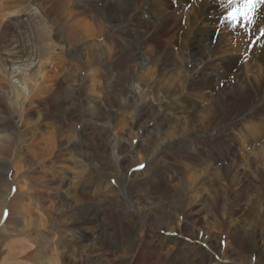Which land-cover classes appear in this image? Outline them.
Masks as SVG:
<instances>
[{"label": "rangeland", "instance_id": "374dc122", "mask_svg": "<svg viewBox=\"0 0 264 264\" xmlns=\"http://www.w3.org/2000/svg\"><path fill=\"white\" fill-rule=\"evenodd\" d=\"M119 1L131 8L129 18L139 15L148 29L144 38V28L121 15L122 8L115 4ZM209 3L221 4H204ZM226 15L217 32L221 41L226 37L230 42L223 26ZM194 26L195 0H0V137L9 136L3 135L6 145L0 151V194L6 197L0 217V264H37L28 257L36 248L41 264H93L96 259L106 264H138L137 259L140 264H190L185 246L173 256V242L158 248L151 240L158 243L155 221L166 223L168 193L178 191L182 182L191 186L194 177L193 198L198 202L190 209L197 211L186 218L187 226H194L195 234L200 230L202 238V230L220 237L241 224L243 231H257V244L264 249V58L251 53L258 46L256 31L253 42L254 36L238 53L219 51L218 60L211 62L218 69L209 71L211 88L185 95L183 86L156 88L144 75L185 72ZM233 43L241 47L237 39ZM233 58L249 81L246 89L227 67ZM175 77L161 82L180 85L179 75ZM217 77L225 81L223 92L215 87ZM80 79L81 108L70 115L64 133L57 134L58 123L39 121L44 105L39 99L46 102L55 88L75 87ZM149 85L154 95H142ZM257 96L261 104L248 105ZM147 105L155 116L151 114L149 123L144 116L137 128L136 115ZM180 123L179 138L171 141L176 135L168 133L170 126ZM189 134L196 136L194 145L187 146L184 137ZM72 143L66 152L64 146ZM151 148L154 162L146 158ZM37 152L42 155L39 163ZM140 159L148 169L132 171L129 165ZM217 162L225 168L221 176L214 172ZM239 173L248 176V187L239 184ZM146 206L157 213L154 220L144 215ZM182 214L172 218L173 227L184 221ZM84 219L93 235L103 228L105 244L81 247L76 235ZM252 257L253 264L257 258L264 263V251ZM212 259L221 261V255L212 254Z\"/></svg>", "mask_w": 264, "mask_h": 264}, {"label": "bare ground", "instance_id": "6f19581e", "mask_svg": "<svg viewBox=\"0 0 264 264\" xmlns=\"http://www.w3.org/2000/svg\"><path fill=\"white\" fill-rule=\"evenodd\" d=\"M220 2H221V4L219 6H214V3H212V4L209 3L208 5H205L204 3H206V0H195V26H194L195 27V30L192 28L191 34L189 35L190 37H189V40H188L189 42L187 44V51L189 50L190 52H189V55H188V53L186 54L187 55L186 69H185V72L176 73V75H179V79L182 80V83L180 85L173 84V83L169 84V81L170 80L169 81L166 80L165 84H162L161 79H164V77H167V78H170V79H175L176 78L175 77L176 76L175 73H172V72L169 73L168 76H166L167 74H162L160 71H153V72H149L147 74H144V75L148 76V79L155 81L156 88H160L162 86V87H166V88H173V89L176 88V89H178L179 86H183L182 91H183V94H185V95L187 93H190V92L195 93V89H197V88H208V87L211 88L210 86H208V84L214 85V82H213V79H211V76L209 75V71L212 68H214L213 70L218 69L216 67H213L214 64L211 66V62L212 63H215V61L218 60L217 54H219V51L222 50L223 48H225L226 50H229V51H231L233 53L234 52L235 53H238L239 50L242 49L243 44L244 45H247V43H249V41L251 40V37L254 36L255 31H256V34L258 36V40H257V43L258 44H255V45H258V46L257 47H254V50L252 49L253 51H251V50L250 51H251V53L255 57L264 58V35H262L261 32H260V29H264V0H261V3H259V4L256 5V15H255V21H254V23L247 24L245 26V24L242 22L241 24H239V25L236 26V25H233V24L228 23L225 20L223 26L227 29V31H226L227 32V35L230 38H232L230 40V42H227L226 37H223V40L221 41V37H220L219 33L217 32V27H218L219 21L222 18V14L225 12L228 15V12L231 11V7L232 6L228 4V0H220ZM115 4L119 8H122L121 9V15L127 21H135L133 23V26L138 27V29L139 28H144V29H142V31L145 30V32L143 33V35L141 34L142 37L144 38V36L147 33L148 29L146 28V26L143 25L142 21H139V15H137V19H135L134 17H131L132 18L131 19V18H129L130 15L127 13V11H130L131 8L129 7V5L127 3L125 4L124 1H119V2H117ZM191 37H193V38L190 39ZM255 37L256 36L253 37L252 42L255 39ZM235 38L241 44V47L238 46V45H234L233 42L234 41L236 42V39ZM188 45H189V47H188ZM226 46H228V48ZM258 50L260 51V54H259V56H256L255 53H257ZM246 51H247L246 50V47L243 48V52L245 53ZM192 52H193V54H192ZM250 56H252V55L250 54L249 57ZM235 60H236L235 58L230 59L228 61V63H227V67L230 70H233L234 74L232 76H233L234 80H236L237 83L240 82V84L243 86V88L246 89V88H248V82L249 81L247 80V78L243 74V72H241L240 68H237V66L235 65V63H236ZM252 64L253 63L251 62L250 65H252ZM196 65H198V68L195 69V73H194L193 68H195ZM237 70H238V72H236ZM247 70H249V69H247ZM157 72H159V73H157ZM218 72H220V71L218 70ZM217 75L218 76H221L220 74H217ZM90 77L92 78V81L97 80L96 73L91 74ZM40 78H44V76H41ZM101 78H103V77H101ZM217 78L219 79V81L216 83V84H218V87L216 85H215V87H216V89H218L221 92H223L224 90H222L223 88H221V86L223 85V82L225 83V81L221 77H217ZM82 86H83V79L82 80L80 79L78 81L77 86H75V87H71V86L66 87L65 85H62L60 87L55 88L54 91H52L53 92L52 96L51 95L48 96L49 99L47 98V101L46 102L45 101H42L43 98L42 99H39V101L40 102H43V104H44L43 107L39 108V112H40V114H39V119L40 120L39 121L41 123L47 121L50 125H53V126H55V124L58 123L59 125H58V128H57V131H58L57 134L58 133L59 134L64 133L65 125H67V124H69L71 122L70 115L75 111V109L81 108V105H80L81 104V99H82L81 96H82V93H83L82 92L83 91V87ZM229 86H231V89L233 88V90L236 88V85L232 84L231 79L229 81ZM40 87H41V85H39L37 87V93L38 94H41L43 92V89L40 88ZM154 89H155V87H154ZM152 90H153V88L150 87V85H149L148 87H146L145 91H144V89L142 90L144 92V93H142V95L147 96V97H151V96L154 95L153 94L154 91L152 92ZM49 92H51V91H49ZM259 97L260 96H257L254 99H252L251 102L248 105L255 107V106H257V104L258 105L261 104V101H260V98ZM45 99H46V97H45ZM166 106H168V105H166ZM161 107H163V106H161ZM163 110H165V108H163ZM251 111H252V109H251ZM243 112L244 111H242L240 113L237 112V113H239V115H240ZM152 113H153V110L152 109H149V106H148V108L145 107V106H143L142 109L139 111V113L136 115V118H135V124H136L137 128H139V127H141L143 125L142 123L144 122L143 121L144 116L147 117L146 118V122H148L147 120L149 118L151 119V114ZM165 113H167V111H165ZM152 115H154V114H152ZM245 117H246V115H245ZM246 119H247V117H246ZM149 121H151V120H149ZM227 121H229V120H227ZM207 122H208V120H207ZM211 122L212 121H210V123ZM239 123L241 124V122H239ZM131 126H133V125H131ZM170 127H172L173 130L170 131V132H168V133H172L173 135H176L171 140V141H174L175 139H178L179 138L178 137V131L180 130V128L182 126H181V123H180V124H177L175 126H170ZM214 127H215V125H214ZM187 128H188V126H187ZM190 128H191V126H190ZM209 128H210V126H209ZM192 129H193V127H192ZM182 130H183V128H182ZM209 133H211V132H209ZM4 134L5 133H3L2 134V137H0V151H2V149H5V145H6V139L3 137ZM5 135L9 139L8 134H5ZM184 135H186V134H184ZM189 135L190 136H187V137L182 136V137L186 138L185 139V145H187V146H190V143L193 144V142H195V136L196 135L195 134H193V135L192 134H189ZM258 135H257V137H258ZM10 136H11V134H10ZM255 136H256V134H255ZM56 138L53 137L54 142L57 141ZM61 138H63V137H61ZM58 139H59V137H58ZM60 141H62V140H60ZM203 142H205V141H203ZM56 143H58V142H56ZM262 144H260V145H262ZM73 146H74L73 143L72 144H66V146H64V148L66 149V152H67L69 150V148H71ZM53 150H54V148H53ZM147 151H149V153L146 154V155H148V156H146V158H150V161L151 162L152 161L154 162V160L156 159L154 148H151L149 150L147 149L146 152ZM37 154H39V156L37 157V161L39 163L40 162L39 159L41 158L42 155L40 153H38V152H37ZM50 154H52V153H50ZM59 156H61V155H59ZM260 156H261V159L264 160V152H262L260 154ZM142 160L143 159H140V161H135L134 164L129 165V166H131V169H134L136 166L141 165L143 163ZM219 164L221 165V161H219ZM222 166H218V162H217V165L215 167V171L214 172L217 173L218 175L222 174L224 172V170H225V168H223ZM144 169L147 170L148 169V166L146 165ZM6 175H7V172H6ZM237 176H238L239 184H241L243 186H246V187L249 186V184H250L251 181L248 179V176L247 175H245V174H242L241 175V173H239ZM218 178H219V176H218ZM216 184H219V183L217 182ZM179 186H180V189L178 191H171V192L168 193V195L166 197L167 200L170 199V201H168V204H166L167 205L166 206V209L164 210L165 216H166V219H167L166 220V223L164 224L161 218H159L157 221H155L156 222V227L157 228L159 227L158 230L161 231L162 229H164L165 231L163 230V234L162 233L160 234L158 232V230H156L157 231V234L155 235V237H156V240H158V243L157 242L155 243L154 240H151L152 244H154V245H156V247L160 248L161 245L165 244L166 242H170V243L173 242L174 243L173 252H172V255L173 256L175 255V252H177L180 249V246H185V248H186V255H187V258L189 259L188 262L190 264H205V263H208V260H209V264H224L222 261H225V260H226L227 264H253L251 262L253 260V257L252 256H255L256 255L257 257H259L260 254H263L264 249L261 247V244H257V239H256L257 231L255 229L243 231V230H241V228H242V225L241 224H240V226L235 225L234 227L229 228L228 230H226V232L223 231L220 234V237L213 236V235H211L209 233V231H205V230H202L201 229L203 231L202 232L203 233V237L201 238L200 237V234H199V231H200L199 229L201 228V226L198 228L199 231H196L197 233L195 234L194 231H193V227L194 226L191 229L186 224V221H187L186 218L189 219L188 217L190 215H192V216L194 215L195 216L196 211H197V210L194 211V210L190 209L192 207V205L195 206L196 203L198 202L196 199L193 198V196H195V177L193 179V182H192L191 186H189L186 182L179 183ZM1 190H2V188L0 187V191ZM1 195L2 194H0V217L2 216V213H3V210H4V206L6 204L5 203L6 197H5V200H3V199H1ZM2 198H4V197L2 196ZM192 198L194 200V203H192V201H191ZM63 199L64 198H62V201H63ZM206 200H208V199H206ZM202 201H203V199H202ZM206 203H207V201H206ZM66 204H67V202H66ZM66 204H65V206H66ZM149 207H150V204H149ZM145 208H147V206ZM163 209H164V207H163ZM157 212L159 213V210ZM182 212L185 215L182 214ZM75 213H77V212H75ZM179 213L182 214V216H184V221L181 224H178V226L173 227V225L171 224V220H172L173 217H177V216L180 217V214ZM144 215L147 216L148 218H151L152 220H154L155 217H156V215H157V213L156 212H153L152 209L147 208L146 209V213ZM79 217H80V215H79ZM95 220H96V218H95ZM180 220H179V222H180ZM8 222H9V219L7 220L6 224ZM87 223H88V221L84 219V221H83L84 227L80 228V231H78V234L76 235V239H79L80 242H82L81 243V247H83L84 245H87V244H89L91 246H93L96 243L105 244L101 240L104 237L103 236V231H102L103 228H101V226L98 225L99 227L97 228V232H96L97 234L94 233L95 235H93V233L90 232L87 229V227H85V225ZM164 225H165V227H163ZM207 225H209V224H207ZM212 227H213V225H212ZM164 233H166V234L173 233V235H175L176 237L175 238H170V237L166 236ZM80 234H82V235H80ZM78 235H80V238L78 237ZM221 238H224V240L222 241ZM99 240H101V241H99ZM85 241H87V242H85ZM223 244H225L224 249L222 247ZM7 247L11 251L12 245H8ZM156 247L153 248V252H154V250H156L155 249ZM15 249H16V247H15ZM209 249H210L211 252L209 251ZM39 254H40V251H39V249L36 248L35 250L32 251V253L29 254L28 257H30V258L32 257L35 262L38 261L37 264H41V261L39 260L41 258H38ZM212 254L221 255V261L220 260L219 261H216V260H213V259L211 260ZM41 260H43V259H41ZM260 261L261 260L259 258H257L255 264H264V263H262ZM137 263L140 264L139 261H138V259H137ZM44 264H46V263H44ZM93 264H106V263L100 262V261H98L96 259L95 260V263H93ZM119 264H122V263H119Z\"/></svg>", "mask_w": 264, "mask_h": 264}, {"label": "snow or ice", "instance_id": "6c2138e0", "mask_svg": "<svg viewBox=\"0 0 264 264\" xmlns=\"http://www.w3.org/2000/svg\"><path fill=\"white\" fill-rule=\"evenodd\" d=\"M261 3V0H228V4L231 5V11L225 17V20L233 25H239L242 22L245 24H252L255 21L256 5ZM262 35H264V29H260ZM238 62L243 60L244 57H238ZM144 165H138L132 171H139L143 169ZM115 183V181H113ZM7 216V212H5Z\"/></svg>", "mask_w": 264, "mask_h": 264}]
</instances>
